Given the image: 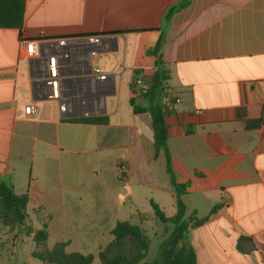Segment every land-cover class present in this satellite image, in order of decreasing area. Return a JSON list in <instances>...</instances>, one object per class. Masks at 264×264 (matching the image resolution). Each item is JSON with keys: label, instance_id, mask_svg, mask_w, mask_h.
<instances>
[{"label": "crops", "instance_id": "crops-1", "mask_svg": "<svg viewBox=\"0 0 264 264\" xmlns=\"http://www.w3.org/2000/svg\"><path fill=\"white\" fill-rule=\"evenodd\" d=\"M24 1L25 38L112 39L94 64L107 79L92 89L88 63L69 74L67 92L88 86V103L63 113L21 55L19 30L0 29V178L27 196L24 223L0 226V264H42L33 253L43 223L48 248L64 243L68 253L98 257L119 222L146 231L160 220L152 202L166 217L177 213L151 116L130 103L135 73L150 84L162 66L179 98L166 122L173 168L188 184L186 218H208L189 229L187 245L197 264H264V124H246L263 115L264 0ZM180 1L189 4L166 22ZM163 31L161 55L148 54ZM83 117L102 122L72 120ZM242 237L249 253L239 250Z\"/></svg>", "mask_w": 264, "mask_h": 264}, {"label": "trees", "instance_id": "trees-1", "mask_svg": "<svg viewBox=\"0 0 264 264\" xmlns=\"http://www.w3.org/2000/svg\"><path fill=\"white\" fill-rule=\"evenodd\" d=\"M189 1H180L171 6L165 13V21L170 22L174 15L184 9ZM25 18L24 0H0V29H17L22 36V29ZM128 33V32H125ZM165 44V33L161 34L154 48L147 51L148 54L159 57ZM139 72L135 73L134 80L137 79ZM170 72L165 66L157 67L150 84L136 89L131 84L134 97L130 103L134 113H148L151 116L153 126L155 155L164 153L166 171L171 179L172 187L177 199V213L173 217H166L159 206L152 202L157 217L164 224H172L174 230L168 241L165 243L162 251L164 255L162 261L155 264H197L195 250L188 246L185 237L190 228L202 225L208 218L187 220V206L183 196L187 193L188 184L178 182L177 173L172 164L171 153L168 148V125L166 116L170 110L166 107L163 99L164 91L169 86ZM72 120L96 123L102 122L100 118L83 117ZM248 128L258 127L264 124V105L263 115L260 119L249 120L246 122ZM217 208L212 210V214ZM27 219V196H17L10 183L0 178V226L13 227L22 225ZM193 222V223H191ZM48 226L42 224L40 230L36 232L37 250L33 257L43 264H94L99 259L100 264H141L144 261L150 247V239L144 229L138 225H133L128 221L119 222L114 228L113 240L98 255H83L78 252L68 253L65 250V244L59 243L52 248H48ZM181 244L178 250H171L172 246ZM250 248H245L246 245ZM239 250L243 253H249L253 250L251 239L242 237L238 242ZM147 264V263H142Z\"/></svg>", "mask_w": 264, "mask_h": 264}, {"label": "built area", "instance_id": "built-area-1", "mask_svg": "<svg viewBox=\"0 0 264 264\" xmlns=\"http://www.w3.org/2000/svg\"><path fill=\"white\" fill-rule=\"evenodd\" d=\"M109 36L86 35L71 36L57 39H47L40 36L28 39L23 36L19 39L21 55L32 64L34 74L43 79L49 86L48 98L60 103L63 113L72 112L77 106L85 108L88 103L86 95L88 86L74 93H68L64 87V80L73 72H82L85 63L91 67L89 79L91 87H97L99 82L107 79V74L100 68L94 66L96 61L107 51L109 47ZM136 89L145 86L141 76L131 83ZM166 107L171 110L179 102L175 92L168 86L163 95ZM29 113L36 115L37 108L31 104ZM85 115L89 112L84 111ZM127 170L119 166L120 178L124 179ZM43 264V263H42Z\"/></svg>", "mask_w": 264, "mask_h": 264}, {"label": "rangeland", "instance_id": "rangeland-1", "mask_svg": "<svg viewBox=\"0 0 264 264\" xmlns=\"http://www.w3.org/2000/svg\"><path fill=\"white\" fill-rule=\"evenodd\" d=\"M173 227L172 224H164L160 220L146 226V231H144L150 239V247L142 263L155 264L158 261H162L164 257V255L162 256L164 242L168 241ZM166 229H169L168 233ZM94 264H100L99 259H96Z\"/></svg>", "mask_w": 264, "mask_h": 264}, {"label": "water", "instance_id": "water-1", "mask_svg": "<svg viewBox=\"0 0 264 264\" xmlns=\"http://www.w3.org/2000/svg\"><path fill=\"white\" fill-rule=\"evenodd\" d=\"M109 39H112V37H111V38H109ZM159 66H162L161 62H159Z\"/></svg>", "mask_w": 264, "mask_h": 264}]
</instances>
